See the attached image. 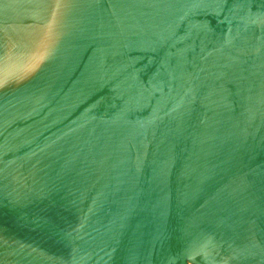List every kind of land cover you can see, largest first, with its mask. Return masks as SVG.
<instances>
[{"label": "water", "instance_id": "95a60500", "mask_svg": "<svg viewBox=\"0 0 264 264\" xmlns=\"http://www.w3.org/2000/svg\"><path fill=\"white\" fill-rule=\"evenodd\" d=\"M0 264H264V0H0Z\"/></svg>", "mask_w": 264, "mask_h": 264}]
</instances>
